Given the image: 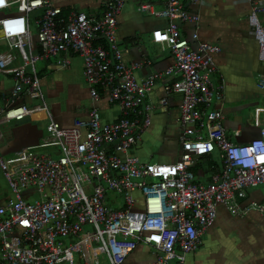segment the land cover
Listing matches in <instances>:
<instances>
[{
  "label": "built area",
  "instance_id": "2783aa9c",
  "mask_svg": "<svg viewBox=\"0 0 264 264\" xmlns=\"http://www.w3.org/2000/svg\"><path fill=\"white\" fill-rule=\"evenodd\" d=\"M200 1L140 0L137 12L163 23L152 30L151 40L169 51L172 64L137 79L146 63L127 64L118 47L124 0H100L99 17L75 11L62 17L50 0H0V44L7 48L0 53V72L13 77L12 99L25 92L40 102L34 109L20 105L0 111V123L37 111L49 118L36 147L0 156L9 192L0 204V264H75V254L84 264H98L99 255L109 264H124L140 245L153 250L147 264H186L219 207L232 217L253 212L264 217L263 205L242 202L251 189L264 185V121L246 144L227 137L217 108L222 87L212 82L219 47L198 41L199 15L186 7V2ZM39 12L35 38L31 21ZM257 13L253 9L248 21L259 46L258 60L264 63ZM183 26L192 28L189 40L181 34ZM13 51L21 65L14 66ZM69 55L83 62L92 108L86 119L61 127L48 112L34 66L57 60L61 69L67 68ZM166 79L171 81L160 89V110H166L167 97H180L179 155L172 163H142L132 152L154 111L147 99ZM256 87L264 91V76ZM104 98L118 111L107 123L96 106ZM239 137L236 130L234 138ZM215 153L220 171L203 185L196 181L194 167ZM114 196L121 207L112 206Z\"/></svg>",
  "mask_w": 264,
  "mask_h": 264
},
{
  "label": "crops",
  "instance_id": "0c3cea01",
  "mask_svg": "<svg viewBox=\"0 0 264 264\" xmlns=\"http://www.w3.org/2000/svg\"><path fill=\"white\" fill-rule=\"evenodd\" d=\"M50 2L61 9L62 17H66L71 11L97 17L102 14L100 0ZM139 3L140 0H124V7L118 18L117 40L123 60L127 64L143 61L146 63V68L136 76L137 79H143L155 71L169 67L172 57L169 51L151 40L152 30L162 27L163 23L138 13ZM186 7L190 12L199 15L198 41L219 47V52L213 56L216 69L212 82L215 86L222 87L223 101L217 105L222 113L221 125L232 142L246 144L258 135L260 125L264 121V91L256 87L257 79L264 76V63L258 60L259 46L254 37V29L248 21L252 10L257 9L256 18L264 33V0H201L194 5L186 2ZM40 16V12L33 16L31 31L36 30L34 21ZM191 31V27L183 26L181 34L189 40ZM0 45V53L6 52L7 48L3 44ZM12 54L16 58L14 66L21 65L18 54L15 51ZM68 58L70 65L67 68L61 69L57 60H40L34 66L41 93L43 97L46 95L49 101V107L46 104L48 112L61 127H70L76 119H86L88 111L92 108L89 87L83 77L82 62L85 89L70 91L62 112L59 103L63 94L62 72L70 69L72 61L79 57L69 55ZM29 70L30 68H26V72ZM170 81L166 79V82L158 83L147 99V103L154 105V111L149 126L141 133L132 152L142 163H172L178 158L180 97H167L166 110H160V99L164 96L160 89ZM13 83L11 74L0 72V111L20 105L31 109L40 107V102L30 100L25 92L12 99L10 92ZM96 106L103 122L107 123L118 117V111L108 105L106 98L100 100ZM48 123L49 118L46 112L42 111L34 112L20 121L0 123V156L10 158L23 149L36 147L45 136ZM236 130L240 131V137L237 139L234 138ZM40 151L54 153V150L36 152L42 153ZM155 156L158 157L157 161L154 160ZM210 159L212 167L205 161H199L194 167L196 181L203 185L221 168L217 153ZM8 196L9 192L0 170V202ZM242 202L243 205L257 203L264 206V185L251 189ZM120 204L117 198L112 202L115 208L121 207ZM152 253L150 247L140 245L124 264H147L153 260ZM80 259L84 264L83 259ZM186 264H264V217L254 212L244 218L232 217L224 208L219 207L214 224L201 238L196 251L186 257Z\"/></svg>",
  "mask_w": 264,
  "mask_h": 264
},
{
  "label": "rangeland",
  "instance_id": "374dc122",
  "mask_svg": "<svg viewBox=\"0 0 264 264\" xmlns=\"http://www.w3.org/2000/svg\"><path fill=\"white\" fill-rule=\"evenodd\" d=\"M32 35H33V37L36 38L37 29L36 30L34 29L32 31ZM147 48H150L152 50V48L149 46H147ZM62 73H63V75H62L61 87L63 89V94H62V96H60L59 103H61V109H62V112H64V101H65L67 95L69 94V92L72 91L73 89H75L77 91L85 89L83 79H82V61L79 58H75L72 61V67L68 70H64ZM70 85H72L73 87H71ZM44 100L49 107V101L47 100L46 95L44 97ZM162 151L164 152L165 149ZM40 152H42V154H48L49 153L46 151H40ZM157 159H158V157L155 156L154 160L157 161ZM164 161H167V160H164ZM114 197L117 198V200H118V197H116V196H114ZM114 197H112V198H114ZM4 200H5V198L3 199L2 202H4ZM2 202H0V203H2ZM74 258H75V264H82V261H81L79 255L75 254ZM97 261H98V264H108L107 259L104 255H99L97 257Z\"/></svg>",
  "mask_w": 264,
  "mask_h": 264
},
{
  "label": "trees",
  "instance_id": "16d2710c",
  "mask_svg": "<svg viewBox=\"0 0 264 264\" xmlns=\"http://www.w3.org/2000/svg\"><path fill=\"white\" fill-rule=\"evenodd\" d=\"M200 161H201V162H202V161H205L206 164L208 163V164H210V167H212L211 159L203 158V159H201Z\"/></svg>",
  "mask_w": 264,
  "mask_h": 264
}]
</instances>
